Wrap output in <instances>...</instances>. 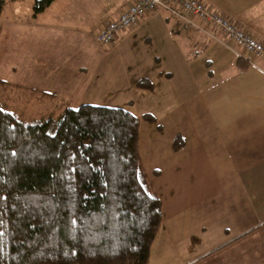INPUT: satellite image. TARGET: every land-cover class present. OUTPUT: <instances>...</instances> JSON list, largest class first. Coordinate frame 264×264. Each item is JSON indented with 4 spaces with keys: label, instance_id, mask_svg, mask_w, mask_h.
<instances>
[{
    "label": "crops",
    "instance_id": "crops-1",
    "mask_svg": "<svg viewBox=\"0 0 264 264\" xmlns=\"http://www.w3.org/2000/svg\"><path fill=\"white\" fill-rule=\"evenodd\" d=\"M129 1L60 0L65 11H53L49 29L75 30L70 17L89 9L112 17ZM203 2L264 42V0ZM190 20L160 9L117 35L131 42L141 34L150 44L129 90L162 95L157 108L133 111V95L125 106L138 116L137 152L161 203L143 264H264V57L251 63L219 29ZM141 76L150 88L135 84ZM176 134L183 142L173 148Z\"/></svg>",
    "mask_w": 264,
    "mask_h": 264
},
{
    "label": "trees",
    "instance_id": "trees-1",
    "mask_svg": "<svg viewBox=\"0 0 264 264\" xmlns=\"http://www.w3.org/2000/svg\"><path fill=\"white\" fill-rule=\"evenodd\" d=\"M51 1L33 0L32 13ZM135 84L151 87L143 76ZM59 103L37 117L0 103V264H143L161 203L137 152L138 116L122 106ZM182 142L176 134L171 145Z\"/></svg>",
    "mask_w": 264,
    "mask_h": 264
},
{
    "label": "rangeland",
    "instance_id": "rangeland-1",
    "mask_svg": "<svg viewBox=\"0 0 264 264\" xmlns=\"http://www.w3.org/2000/svg\"><path fill=\"white\" fill-rule=\"evenodd\" d=\"M32 1L3 0L0 103L33 117L57 112L62 105L59 100L66 94V104L71 106L87 102L125 107L130 95L135 97V105L130 107L133 111L159 106L162 95L158 91L132 93L128 87L127 77L146 67L144 55L150 44L141 34L131 42L119 41L117 36L116 42L98 47L94 41L95 27L109 19L108 15L101 16L104 12L95 14L89 9L86 17H70L79 29L56 32L49 29V16L56 9L65 11L60 0H54L35 15ZM259 57H264V53ZM58 75L66 80L57 81ZM30 88L53 91L57 98L39 100L30 96Z\"/></svg>",
    "mask_w": 264,
    "mask_h": 264
},
{
    "label": "built area",
    "instance_id": "built-area-1",
    "mask_svg": "<svg viewBox=\"0 0 264 264\" xmlns=\"http://www.w3.org/2000/svg\"><path fill=\"white\" fill-rule=\"evenodd\" d=\"M160 9H166L175 18L187 22H191L190 17L195 15L198 23L203 22L219 29L224 36L236 43L241 54L246 53V58L251 63L264 53L263 40L203 0H130L114 16L99 25L94 34L95 44L98 47L110 45L118 34L131 29L140 18ZM181 264H196L195 258L185 260Z\"/></svg>",
    "mask_w": 264,
    "mask_h": 264
}]
</instances>
